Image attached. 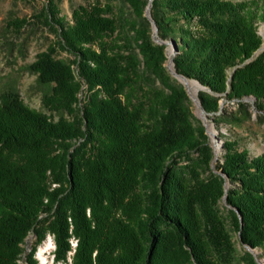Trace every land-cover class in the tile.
<instances>
[{
	"label": "trees",
	"instance_id": "obj_1",
	"mask_svg": "<svg viewBox=\"0 0 264 264\" xmlns=\"http://www.w3.org/2000/svg\"><path fill=\"white\" fill-rule=\"evenodd\" d=\"M45 1L41 21L75 59L43 54L25 67L50 114L18 91L1 95L0 264H37L49 234L55 264H259L239 253L230 226L264 249V153L227 141L224 174L215 173L207 128L165 63L171 41L177 70L207 87L206 110L220 111L217 95L229 90L240 115L218 121L243 126L252 118L246 98L264 111V51L253 58L263 46L264 0H85L73 6V24L60 18L59 0ZM151 2L166 44L145 16ZM117 4L134 15L123 18L135 32L127 49L111 39ZM227 181L228 216L220 207Z\"/></svg>",
	"mask_w": 264,
	"mask_h": 264
},
{
	"label": "rangeland",
	"instance_id": "obj_2",
	"mask_svg": "<svg viewBox=\"0 0 264 264\" xmlns=\"http://www.w3.org/2000/svg\"><path fill=\"white\" fill-rule=\"evenodd\" d=\"M229 1V0H222ZM230 1H246V0H230ZM85 0H59L58 11L60 18L64 23L73 24V6L85 4ZM45 0H0V98L3 93L8 90L18 91L24 102L30 107L47 112L43 104L44 91L37 84V76L28 72L25 67L36 62L38 58L47 54L52 58L61 59L67 62H73L75 56L67 52L60 44V36L54 27L48 26L41 21V12L45 7ZM121 4L115 7V13L119 18L118 30L112 35L113 44H117L120 49H127L128 44H135L134 28L124 22L123 18H134L129 9H126V15L121 11ZM148 17V9L145 13ZM22 20L25 22L20 23ZM155 26V25H154ZM152 33L157 42L168 45L167 56L168 60L165 66L173 78L184 84L190 97L192 112L195 117L201 120L207 128V133L210 141L216 151V159L212 164V169L217 174H224L220 165H223L224 160V144L227 141H235L239 143L240 149H248L253 156H258L264 153V111H261L254 106L256 98L248 97L245 99L250 103V111L252 118L249 119L241 127H233L231 125L220 124L218 116L223 113H232L240 115L239 103L235 99L228 97L227 92L217 95L220 111L208 112L201 99L200 92L206 90L199 81L189 79L182 75L176 68L175 58L178 48L175 43L167 41L166 43L159 37V29L153 27ZM259 32L263 36V46L256 52L253 58L259 56L264 51V22H259ZM13 47V48H12ZM172 52V53H171ZM252 58V59H253ZM76 68V65H74ZM77 70V68H76ZM78 72V71H77ZM232 81V77L229 79ZM145 80L140 84L145 85ZM159 88H162L161 83H157ZM88 87L84 85L79 99L82 102L86 99ZM195 91V93L193 92ZM58 118V117H57ZM210 175V174H209ZM207 175V176H209ZM207 176H205L207 178ZM232 188L229 181L226 183V195L221 200L220 207L224 214L228 216V209L232 208L229 202L228 192ZM232 230L236 248L241 255L245 250L251 251L259 264H264V249L252 248L243 242L241 232L230 226ZM36 238L30 236L25 244V256L31 252L32 245ZM76 243V242H75ZM56 242L54 236L49 234L46 240L38 245L35 257L38 260L37 264H55Z\"/></svg>",
	"mask_w": 264,
	"mask_h": 264
},
{
	"label": "water",
	"instance_id": "obj_3",
	"mask_svg": "<svg viewBox=\"0 0 264 264\" xmlns=\"http://www.w3.org/2000/svg\"><path fill=\"white\" fill-rule=\"evenodd\" d=\"M151 7H152V2L150 3V5L148 7V17L153 21V23L155 24V26H157L156 23H155V21H154V19H153V17H152Z\"/></svg>",
	"mask_w": 264,
	"mask_h": 264
},
{
	"label": "bare ground",
	"instance_id": "obj_4",
	"mask_svg": "<svg viewBox=\"0 0 264 264\" xmlns=\"http://www.w3.org/2000/svg\"><path fill=\"white\" fill-rule=\"evenodd\" d=\"M172 53V52H171ZM195 93V91H193Z\"/></svg>",
	"mask_w": 264,
	"mask_h": 264
}]
</instances>
